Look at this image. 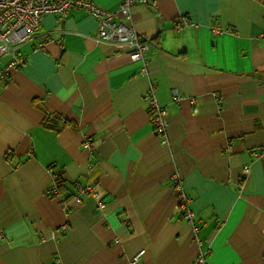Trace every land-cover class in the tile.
<instances>
[{
	"label": "crops",
	"instance_id": "crops-1",
	"mask_svg": "<svg viewBox=\"0 0 264 264\" xmlns=\"http://www.w3.org/2000/svg\"><path fill=\"white\" fill-rule=\"evenodd\" d=\"M129 11L119 19L148 37L145 73L124 44L95 38L83 8L44 14L20 44L0 89V264H128L139 249L140 264H264V160L251 153L264 150V0ZM151 86L163 135L143 100ZM46 113L66 123L46 128ZM89 182L96 195L75 201Z\"/></svg>",
	"mask_w": 264,
	"mask_h": 264
},
{
	"label": "built area",
	"instance_id": "built-area-1",
	"mask_svg": "<svg viewBox=\"0 0 264 264\" xmlns=\"http://www.w3.org/2000/svg\"><path fill=\"white\" fill-rule=\"evenodd\" d=\"M135 0H122V5L118 11L106 10L89 0H0V58H5L0 65V89L5 84L9 74L17 69L24 61L18 49L21 43L29 40L39 26L41 17L44 14L54 13L59 18L66 17L71 8H83L97 20L95 38L100 41L119 42L126 46L132 60H140L143 64L142 72L145 73L147 58L145 53L149 48L148 37L145 34L135 31L131 26L125 24L119 17L130 19L129 7ZM142 3H150L154 0H138ZM190 25L186 17H181L176 28ZM223 30L219 26H212L213 34L221 33ZM41 46L43 43L40 44ZM175 101H179L182 96L173 91ZM143 100L147 103L151 113V123L156 134L163 135L166 130L167 109L160 105L154 88L151 86L143 95ZM165 141V140H163ZM90 148V145L87 144ZM255 159L264 160V150H252ZM249 172V167H242V175ZM54 178V175H53ZM178 189H180V178L173 176ZM82 194L96 195L95 184L86 183L77 188L73 199L80 201ZM188 199L183 191L179 193L178 208L184 211V215L191 220V212L188 210ZM98 208H104L105 204L101 200L97 202ZM1 236V234H0ZM144 249L137 250L128 260V264H140ZM196 264H205L202 255L196 260Z\"/></svg>",
	"mask_w": 264,
	"mask_h": 264
},
{
	"label": "trees",
	"instance_id": "trees-1",
	"mask_svg": "<svg viewBox=\"0 0 264 264\" xmlns=\"http://www.w3.org/2000/svg\"><path fill=\"white\" fill-rule=\"evenodd\" d=\"M60 118H61L60 116L52 117L51 114L46 113L43 121V125L49 129H56L58 127L57 125H62L66 123L65 119L63 118L60 119ZM59 122H62V124H59Z\"/></svg>",
	"mask_w": 264,
	"mask_h": 264
}]
</instances>
